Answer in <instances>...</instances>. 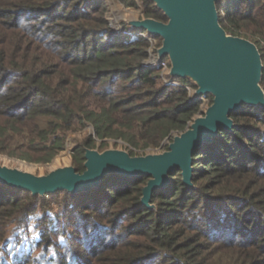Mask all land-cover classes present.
<instances>
[{"label": "trees", "instance_id": "1", "mask_svg": "<svg viewBox=\"0 0 264 264\" xmlns=\"http://www.w3.org/2000/svg\"><path fill=\"white\" fill-rule=\"evenodd\" d=\"M141 1L144 16L167 20L153 0ZM216 8L227 33L256 44L264 90V0H217ZM106 9V0H0V152L49 162L70 131L90 124L72 149L82 172L95 137L157 147L193 119L200 102L186 85L195 83L164 81L144 63L149 41L114 32ZM229 116L232 128L194 148L191 185L174 168L151 206L140 201L147 174L110 171L98 185L58 190L46 203L0 182L1 243L12 217L44 208L35 218L57 226L33 242L53 244L49 232L58 233L56 264H264V107L243 103ZM62 217L72 230L59 227ZM67 239L78 248L68 250Z\"/></svg>", "mask_w": 264, "mask_h": 264}, {"label": "water", "instance_id": "2", "mask_svg": "<svg viewBox=\"0 0 264 264\" xmlns=\"http://www.w3.org/2000/svg\"><path fill=\"white\" fill-rule=\"evenodd\" d=\"M166 21L142 16L129 21L132 27L161 37L159 58L167 56L172 77H188L195 83L190 99L210 93L212 102L182 131H174L168 148L142 155L124 149L98 151L86 148L82 172L70 165L35 174L14 166L0 164V182L22 188L32 194L58 190L78 192L98 185L110 171L126 175L147 174L141 203L151 206L152 191L169 180V173L180 168L183 181L191 185L192 152L216 135L219 127L234 126L230 112L245 103L264 107V90L260 85L262 61L254 42L227 33L218 20L217 0H153Z\"/></svg>", "mask_w": 264, "mask_h": 264}, {"label": "rangeland", "instance_id": "3", "mask_svg": "<svg viewBox=\"0 0 264 264\" xmlns=\"http://www.w3.org/2000/svg\"><path fill=\"white\" fill-rule=\"evenodd\" d=\"M106 3V17L109 21V24L110 22L115 20L116 22H119L120 25L128 26L131 19L144 16V5L141 0H139L137 5L135 6H125L119 0H106ZM157 38L158 40L160 39V37ZM195 87L190 86L189 95L193 94ZM209 94L210 93L201 95L199 99H197L200 102L199 108L205 109L208 105H210L211 100L208 96ZM196 115L197 113L194 116ZM92 131V126L90 124H86L77 130L70 131L65 138L64 148L60 150L49 162L30 161L15 156H9L3 152H0V164L14 166L21 169V167L18 166L19 161L27 162L29 164H33V166L30 169L28 168L26 170L35 174H44L51 168L70 165L72 164L73 147L84 137L88 136V134L92 133ZM171 140L172 137H167L162 142V144L157 147L135 149L121 139L112 137L98 139L95 137L94 145L92 146V148L98 151H102L108 148L124 149L126 151H133L134 155H142L146 153L161 152L165 150L166 148H164V144L168 145V142ZM36 195L41 197L42 202L45 203L46 199L51 197V193ZM36 214H40V216L44 218V208L43 210L37 208L35 213H31L30 215H28L27 211L22 212L10 219L6 233L7 235H4L2 243L0 241V264H56V262L53 263V259H57V261L58 259H63L62 253L58 251L59 245L56 244V241H58V233H54L52 231L49 232L54 240L53 244H50L46 240H42L39 241L40 245H38V247L34 245L33 241L40 240L41 233L45 232V229H48L52 226H57L49 223L47 220H42V218L36 219ZM61 221L63 222L59 224V227H64L65 229L68 228L69 230L72 228L73 225L63 217L60 219V222ZM70 240L71 239H67V241L64 243L65 246L68 247V250L72 248H78L77 241H75L74 239H72L71 245H68V242H71ZM67 254L68 253H65V257ZM85 254L86 252L82 250L80 255L85 256Z\"/></svg>", "mask_w": 264, "mask_h": 264}, {"label": "built area", "instance_id": "4", "mask_svg": "<svg viewBox=\"0 0 264 264\" xmlns=\"http://www.w3.org/2000/svg\"><path fill=\"white\" fill-rule=\"evenodd\" d=\"M110 26L114 32L119 33L121 35H135L140 38H146L149 41V45L147 47L148 54L147 57L144 59V63L149 66L159 67L162 78L166 82H173V80H171L172 76H170L169 74V59L166 60L164 59V57L159 58L158 55V48L161 45V42H159L157 37L160 36L154 35L146 29L132 27L131 25H120L119 22H116L115 20L110 22ZM186 87L189 91L190 85H186Z\"/></svg>", "mask_w": 264, "mask_h": 264}, {"label": "bare ground", "instance_id": "5", "mask_svg": "<svg viewBox=\"0 0 264 264\" xmlns=\"http://www.w3.org/2000/svg\"><path fill=\"white\" fill-rule=\"evenodd\" d=\"M24 170V169H23Z\"/></svg>", "mask_w": 264, "mask_h": 264}]
</instances>
